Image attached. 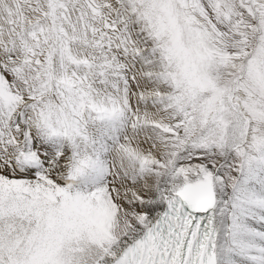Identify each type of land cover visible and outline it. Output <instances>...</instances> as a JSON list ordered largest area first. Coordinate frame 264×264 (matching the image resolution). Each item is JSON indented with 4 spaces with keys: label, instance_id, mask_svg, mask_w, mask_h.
Masks as SVG:
<instances>
[{
    "label": "snow or ice",
    "instance_id": "obj_1",
    "mask_svg": "<svg viewBox=\"0 0 264 264\" xmlns=\"http://www.w3.org/2000/svg\"><path fill=\"white\" fill-rule=\"evenodd\" d=\"M0 264H264V0H0Z\"/></svg>",
    "mask_w": 264,
    "mask_h": 264
}]
</instances>
